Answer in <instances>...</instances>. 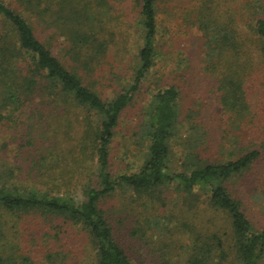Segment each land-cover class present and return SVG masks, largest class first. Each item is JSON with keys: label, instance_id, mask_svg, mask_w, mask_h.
Wrapping results in <instances>:
<instances>
[{"label": "trees", "instance_id": "trees-1", "mask_svg": "<svg viewBox=\"0 0 264 264\" xmlns=\"http://www.w3.org/2000/svg\"><path fill=\"white\" fill-rule=\"evenodd\" d=\"M128 2L0 0V135L26 128L0 146V264H38L12 239L19 227L52 242L77 228L91 264H139L105 207L119 194L144 207L137 223L156 211L143 230L161 227L171 239L158 253L178 258L161 264H264V0H134L137 54L122 28ZM178 8L204 41L223 135L212 136L194 110L182 118L176 86L158 87L129 137L142 165L114 174L122 118L158 65L159 15L179 17ZM109 56L128 62L126 74L101 76ZM104 88L116 94L108 99ZM14 143L32 185L21 181L24 165L8 161ZM42 264L70 263L54 253Z\"/></svg>", "mask_w": 264, "mask_h": 264}, {"label": "rangeland", "instance_id": "rangeland-1", "mask_svg": "<svg viewBox=\"0 0 264 264\" xmlns=\"http://www.w3.org/2000/svg\"><path fill=\"white\" fill-rule=\"evenodd\" d=\"M133 1L134 0H129V2L125 4L126 11H124V13H126L127 17H123L121 20L123 21V31L130 42V48H133L132 50L134 51V54H137V49L140 48L141 42L135 32L137 19L134 18V15H137L139 11L136 7H133ZM170 6H173V3L170 4ZM179 9L180 8L177 10L179 12V17H169L167 14L159 15L160 35L157 49L160 56L157 58L158 65L153 70L151 76L144 82L135 102L122 118V123L114 138V143L111 149V168L114 174L136 172L142 165V156L138 154L136 147L130 144L129 137L139 129L138 127L141 124L142 118V109L149 104L152 93L158 87L163 88L168 85L176 86L181 93L180 105L182 118H184L190 110H194L197 113L196 118L202 126L212 130V136L219 135L222 137L223 135L221 130L222 109L217 102V93L215 91L217 89L213 80L210 79L203 70V59L205 57L204 41L201 35L189 30V28L184 25V18L181 12L182 9ZM181 15L183 19H181ZM168 32H170V34ZM109 57L110 58H108L101 67L104 69L101 71V76L114 78L111 73H116V75L126 74V70H129L126 68L128 62L122 61L123 64L114 57ZM96 90L98 92L99 90H102V85L96 87ZM115 94L116 91L114 88H104V97L106 96L110 99ZM182 121H184V119H182ZM185 121L187 122L188 120ZM195 122L196 120H189L190 124H194ZM187 129L188 128L183 129L182 133L185 135L188 134V136L192 137L199 134L195 135V132L191 130L187 133ZM10 131L11 133L7 135V137L0 135V146L3 144V141L12 138L13 135L20 137L22 133L25 134L26 128L20 126L19 128H14ZM48 135H50L49 132L47 136ZM16 148V143L10 145L8 148V161L10 164L21 163L24 165V170L21 173L23 176L21 181L27 185H32L33 180L28 175V164L22 160L20 153L17 152ZM176 148L178 151H181L179 147ZM0 149L2 148L0 147ZM1 152L2 150H0V155H2ZM176 161L177 163H180L178 159H176ZM18 175H20V173ZM75 178H72V180L77 182V179ZM68 179L70 180V177H68ZM64 182H66V180ZM72 196L77 199H82V190L79 188L73 189ZM119 196L120 197H114L113 199H107L105 207L106 209H109L110 212L112 211L113 224L120 235L125 238V233L127 231L123 243L127 247L132 246L130 247L132 251H134L133 247L137 249L138 252L134 257V261L139 264H161V261L178 259L173 253L168 256H166L165 253L163 256L158 253V249L163 247L162 244L169 242L171 239L170 236L165 235L161 227H154L153 229L155 230L152 231V233L143 230L145 228L147 230L149 222H154L156 211L153 210L152 213L151 211L147 212L148 214L144 213V217L139 220V223H137L138 215L136 212L141 211L140 213H142L144 207L140 202L133 203L128 198H124L125 201H123L121 199L122 194H119ZM166 215L167 214H165V216ZM148 216H151V218ZM145 217H148L150 220L144 221ZM118 220H122V223H118ZM137 228L140 229L137 230L138 235L135 236L132 231ZM18 230V236L12 237V239L17 246H19L20 251L33 249V258L36 259L38 264L44 263L46 258L54 253H60L62 257H66L70 264H91L92 262V256L94 254L90 243L86 235L77 228L70 229L69 227H64L63 231L65 233L61 235L60 240L54 242L51 240L47 241V238L43 236H39V240L35 241L30 228H27V232L20 227ZM143 233H149V241ZM12 234L15 235L16 232H13L12 230ZM135 240L138 242L135 245H132ZM130 254L132 256L131 252Z\"/></svg>", "mask_w": 264, "mask_h": 264}]
</instances>
